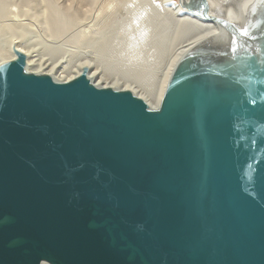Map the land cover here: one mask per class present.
Returning <instances> with one entry per match:
<instances>
[{
    "label": "water",
    "instance_id": "95a60500",
    "mask_svg": "<svg viewBox=\"0 0 264 264\" xmlns=\"http://www.w3.org/2000/svg\"><path fill=\"white\" fill-rule=\"evenodd\" d=\"M218 22L253 53L235 119L185 69L157 114L87 72L0 68V264H264V58Z\"/></svg>",
    "mask_w": 264,
    "mask_h": 264
},
{
    "label": "bare ground",
    "instance_id": "6f19581e",
    "mask_svg": "<svg viewBox=\"0 0 264 264\" xmlns=\"http://www.w3.org/2000/svg\"><path fill=\"white\" fill-rule=\"evenodd\" d=\"M152 1L149 6L155 9L156 5L167 14L171 20L169 25H173L177 32L175 42L183 46L170 57L160 80L157 77L153 79V84L147 87V93L137 91L138 85L134 86V82L126 77L115 76L109 80V74L94 58L89 59L87 55L73 49L65 50L67 44L80 49L88 41L87 37L97 35L93 25L95 15L106 5V0H0V22L3 23L0 25V68L15 64L17 55L21 53L26 57L27 75L50 77L58 83H71L87 72L90 83L96 87L131 93L157 114L165 109L170 96L191 90V86H185L181 76L185 69L182 74L193 72L190 77L195 79L193 84L198 87L213 83L221 89L219 85H222L223 94L229 99L220 97L219 100L228 103L226 110L235 119L248 95L253 53L218 20L229 23L243 36L254 41L264 58V0ZM37 2L38 5L42 4L41 12L32 14L23 11V7H34ZM143 2L146 0H125L128 6ZM22 17L42 25L48 37L56 41L69 39L66 46L62 50L58 48L43 54L37 44L25 39L31 24H25ZM82 25L87 30H78ZM167 29L169 27L164 32ZM100 51L111 55L104 57L107 61L118 58L116 52L106 47ZM71 53L75 54V59L71 58ZM95 58L102 59V56L96 51ZM104 67L107 68L106 65ZM230 84L239 86L237 91L230 89ZM243 90H246L244 95ZM202 92L205 94V91ZM252 148L254 146L248 147L249 151L245 152L252 153ZM240 157L243 158L242 155ZM40 264H54V261L46 256Z\"/></svg>",
    "mask_w": 264,
    "mask_h": 264
},
{
    "label": "rangeland",
    "instance_id": "374dc122",
    "mask_svg": "<svg viewBox=\"0 0 264 264\" xmlns=\"http://www.w3.org/2000/svg\"><path fill=\"white\" fill-rule=\"evenodd\" d=\"M152 3V0H146L141 4L128 6L125 0H106V5L95 15L93 25L97 35L87 37L88 41L80 49L70 47L67 44L69 39L56 41L48 37L42 25L22 17L25 24H31L25 39L37 44L43 54H49L58 48L62 50L67 44L65 50L73 49L77 53L87 55L89 59L94 58L105 73L109 74V80L115 76L126 77L134 82V86L138 85L137 91L147 93V87L153 84V79L157 77L160 80L170 57L178 53L183 46H178L175 42L177 32L173 25H169L171 20L167 14L156 5L153 9L149 6ZM41 6L42 4L38 5L37 2L34 7H23V11L34 14L42 11ZM2 24L0 22V25ZM166 27L169 29L164 32ZM78 30H87V27L82 25ZM104 47L116 52L118 58L105 60L104 57L111 55L100 51ZM96 51L102 59L95 58ZM71 55V58L75 59V54Z\"/></svg>",
    "mask_w": 264,
    "mask_h": 264
}]
</instances>
